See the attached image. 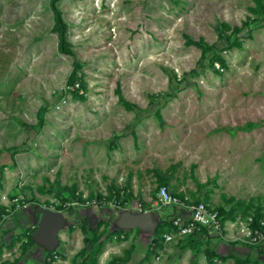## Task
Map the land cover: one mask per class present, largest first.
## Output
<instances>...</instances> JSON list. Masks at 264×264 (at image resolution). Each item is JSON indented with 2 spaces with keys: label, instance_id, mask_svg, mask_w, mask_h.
I'll list each match as a JSON object with an SVG mask.
<instances>
[{
  "label": "rangeland",
  "instance_id": "obj_1",
  "mask_svg": "<svg viewBox=\"0 0 264 264\" xmlns=\"http://www.w3.org/2000/svg\"><path fill=\"white\" fill-rule=\"evenodd\" d=\"M57 6L74 56L56 49L49 0H0L1 214L13 207L0 214V264H51L33 235L42 202L69 185L113 198L119 167L124 198L150 203L163 182L207 197L225 227L180 237L155 256L150 223L131 226L119 205L76 203L63 209L62 254L52 264L85 255L87 264H264V243L221 234L237 215L264 216V0ZM161 208L157 222L175 209Z\"/></svg>",
  "mask_w": 264,
  "mask_h": 264
},
{
  "label": "built area",
  "instance_id": "obj_2",
  "mask_svg": "<svg viewBox=\"0 0 264 264\" xmlns=\"http://www.w3.org/2000/svg\"><path fill=\"white\" fill-rule=\"evenodd\" d=\"M70 87L72 89L80 91L82 94L84 92L82 85L79 80H73ZM123 189H120L119 193L123 196ZM155 196L150 202V205H144L142 199L138 197L131 196L130 198H125L124 202L125 208H133L139 209L142 208H157L160 209L163 205H173L175 207L174 210H170V223L171 228L168 230H161L158 240L161 243L155 244L154 240H151L149 244L150 247H154L153 254L155 256H159L160 252H162L161 248L165 247V244L171 241H175L180 237L185 236L186 234H190L193 231L203 232L202 228L209 230L210 228H219L223 229L225 225L221 224L219 221V209L215 206L209 199L204 197H199L198 200L194 199L191 194L185 192L183 196L177 195L175 193L170 192L165 184L159 183L154 190ZM83 195L86 194L82 192ZM18 196H13L12 200L16 201ZM99 203L95 200L94 197L92 199L87 198L85 202L91 203H99V204H108L111 203L113 205H117L121 199L114 197L112 199H106ZM61 202L60 198L50 199V201L42 202V205L48 206L51 209L63 210V208H58L57 205ZM80 203V204H85ZM64 206H74V204L78 203L75 200H64ZM121 206V205H119ZM123 207V208H124ZM162 209V208H161ZM13 210V207L9 204L6 205L5 210L2 211L1 217H5ZM173 211V212H172ZM232 228V233L230 235L222 236H231L233 240L237 242V244L246 245V246H254L257 243H264V216H260L259 219L255 220L254 213H249L245 217H241L237 215L234 219L228 220V225ZM101 264V263H100Z\"/></svg>",
  "mask_w": 264,
  "mask_h": 264
},
{
  "label": "trees",
  "instance_id": "obj_3",
  "mask_svg": "<svg viewBox=\"0 0 264 264\" xmlns=\"http://www.w3.org/2000/svg\"><path fill=\"white\" fill-rule=\"evenodd\" d=\"M57 1L58 0H49V6H50L51 11H52L53 24H54L53 29L57 33V38H58V41L56 44V49H57L58 53H60V54L74 56V52H73V49L71 46L72 44L68 40V37H67L68 25L66 24V22L64 21V19L62 17L61 11L57 6ZM261 10H262V13H264V7L263 6H261ZM75 79L76 78H74L73 80H75ZM77 93L79 94L78 90H77ZM80 96H82V94H80ZM38 119L41 120V117H39ZM39 122H41V121H39ZM161 180L165 181L166 178L161 177ZM69 186L70 187H67L68 193L66 191H63V194L61 196H58V198L61 199V202L57 205V207L60 209L61 208L68 209L69 207H71V205L70 206H64L62 203L64 200L73 199L78 203H84L87 198L92 199V197H94L96 201L101 203V201L104 200L103 198L112 199V197L111 198L107 197L105 194H103L101 192H96L94 190L86 192V194L83 195V193H82L83 191H81V189H78L74 185H69ZM64 188L67 189L66 187H64ZM120 189H122L121 186L115 188V195L113 196V198L117 197V198L121 199L117 205H121V207H124V206H126L125 202H124L125 198H124V195L121 196V194L119 193ZM170 192H172V191H170ZM172 193H175V194L180 195V196H183V194H184V192H180V193L172 192ZM192 197L194 199L198 200V198L200 196H198V197L192 196ZM204 198L208 199L207 197H204ZM45 200L50 201L49 198H46ZM142 201H143L144 205H147V206L150 205V203H146L144 200H142ZM5 207H6V205H2L1 208L3 209V211L5 210ZM217 208L220 210L219 206H217ZM0 214H1V211H0ZM219 215H220V212H219ZM254 215H255V220L259 219L260 216H262V214H260L259 212L257 214H254ZM169 217H170L169 215H166V216L159 218V220L155 226V228H156L155 232L156 233H154L151 237V239L155 241L154 242L155 244L161 243V241L158 240V237L160 234L159 231L168 230L171 228V223H170ZM219 221L221 224L223 223V218L221 215H220ZM30 229L31 228H28L27 233H26L27 238L24 240L25 245H28V243H30L32 241V237L30 235ZM202 230L205 231L206 229L203 227ZM197 235H198V233H196V231H193L192 233L186 234L183 237H186L189 240L188 242H190V240H191L190 238L194 239V238H196ZM150 243H151V240H148L147 249H149V251H153L154 247H150L149 246ZM61 252L62 251L57 247L50 249L48 252V255H47V259H48L49 263L52 264V263L56 262L57 257L62 254ZM87 263H88L87 256L85 255V257L83 259L75 262L74 264H87Z\"/></svg>",
  "mask_w": 264,
  "mask_h": 264
},
{
  "label": "water",
  "instance_id": "obj_4",
  "mask_svg": "<svg viewBox=\"0 0 264 264\" xmlns=\"http://www.w3.org/2000/svg\"><path fill=\"white\" fill-rule=\"evenodd\" d=\"M125 214V221H130L127 217H132L130 224H138L143 222L150 223L152 228H155L158 217L156 210L153 208H122ZM64 211L51 209L48 206L41 205L40 212L34 220L35 227L33 228V235L37 240L42 241L49 249L56 247L58 243V230L64 223ZM157 217V219H156ZM127 219V220H126ZM133 221V222H132Z\"/></svg>",
  "mask_w": 264,
  "mask_h": 264
},
{
  "label": "crops",
  "instance_id": "obj_5",
  "mask_svg": "<svg viewBox=\"0 0 264 264\" xmlns=\"http://www.w3.org/2000/svg\"><path fill=\"white\" fill-rule=\"evenodd\" d=\"M121 136H119V138L116 140V144H112V151L113 152H115V153H118V152H120V149H122L123 148V144H122V140H121ZM110 166H112V165H110ZM115 176H116V181L118 182V183H122V185H121V187H122V189H123V191H125L126 193H127V190H126V185H124L125 184V180H126V178H128V175H126V174H124V172H123V170H122V168L121 167H119V170H117V172L115 173ZM131 181H133V179H134V181H135V179H137V177H136V173L134 172V173H132L131 174ZM115 181V182H116ZM139 181V180H138ZM111 186V185H110ZM113 187H119V186H116V185H113L112 184V187L111 188H113ZM124 187V188H123ZM171 209H169V208H167V210L166 211H164V212H162L163 213V215L160 213V211L158 212L159 213V215L161 216V217H163V216H166V215H169L170 216V213H169V211H170ZM158 211V210H157ZM128 218V217H127ZM132 218V217H131ZM160 218V217H159ZM133 222V221H132ZM131 226H136V224H131ZM225 242V240L223 241L222 240V243H224ZM236 244H237V242H235ZM202 263V261L200 262V264Z\"/></svg>",
  "mask_w": 264,
  "mask_h": 264
},
{
  "label": "clouds",
  "instance_id": "obj_6",
  "mask_svg": "<svg viewBox=\"0 0 264 264\" xmlns=\"http://www.w3.org/2000/svg\"><path fill=\"white\" fill-rule=\"evenodd\" d=\"M153 209H157V208H153ZM157 210H159V209H157Z\"/></svg>",
  "mask_w": 264,
  "mask_h": 264
}]
</instances>
